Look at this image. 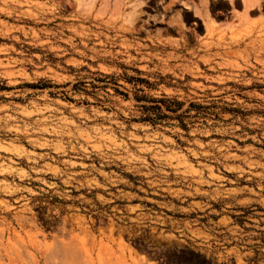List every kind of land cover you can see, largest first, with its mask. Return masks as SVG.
I'll return each mask as SVG.
<instances>
[{
  "label": "rangeland",
  "instance_id": "rangeland-1",
  "mask_svg": "<svg viewBox=\"0 0 264 264\" xmlns=\"http://www.w3.org/2000/svg\"><path fill=\"white\" fill-rule=\"evenodd\" d=\"M0 264H264V0H0Z\"/></svg>",
  "mask_w": 264,
  "mask_h": 264
},
{
  "label": "bare ground",
  "instance_id": "bare-ground-1",
  "mask_svg": "<svg viewBox=\"0 0 264 264\" xmlns=\"http://www.w3.org/2000/svg\"><path fill=\"white\" fill-rule=\"evenodd\" d=\"M241 1H242L243 5H244L245 9H253L257 5H259V3H260V0H241ZM194 13L196 14V12H194ZM66 254L68 256H71V258H76L78 256L77 251L74 250L71 246L66 249ZM54 261H57V260L55 259ZM69 261H71V260H69Z\"/></svg>",
  "mask_w": 264,
  "mask_h": 264
},
{
  "label": "crops",
  "instance_id": "crops-1",
  "mask_svg": "<svg viewBox=\"0 0 264 264\" xmlns=\"http://www.w3.org/2000/svg\"><path fill=\"white\" fill-rule=\"evenodd\" d=\"M262 2V0L260 1V3Z\"/></svg>",
  "mask_w": 264,
  "mask_h": 264
}]
</instances>
